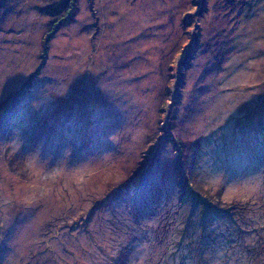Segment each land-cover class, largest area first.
<instances>
[{
    "label": "rangeland",
    "instance_id": "rangeland-1",
    "mask_svg": "<svg viewBox=\"0 0 264 264\" xmlns=\"http://www.w3.org/2000/svg\"><path fill=\"white\" fill-rule=\"evenodd\" d=\"M69 2L0 0V264H264V0Z\"/></svg>",
    "mask_w": 264,
    "mask_h": 264
},
{
    "label": "trees",
    "instance_id": "trees-1",
    "mask_svg": "<svg viewBox=\"0 0 264 264\" xmlns=\"http://www.w3.org/2000/svg\"><path fill=\"white\" fill-rule=\"evenodd\" d=\"M72 1H74V2H77V0H70V2H69V5H70V7H71V5H72ZM55 23H57V22H55ZM192 192V194H193V196H195V197H197L198 199H204L203 197V195H200V194H196V193H198L197 191H196V193L193 191V190H191ZM208 206H209V204H208ZM217 209H215V211H216ZM218 211V210H217ZM220 211V210H219ZM221 213L222 214H224V215H227V213H225L224 211L222 212L221 211Z\"/></svg>",
    "mask_w": 264,
    "mask_h": 264
}]
</instances>
